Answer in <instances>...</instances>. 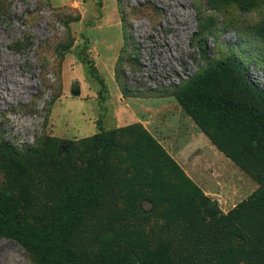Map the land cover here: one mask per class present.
<instances>
[{"label":"rangeland","instance_id":"obj_1","mask_svg":"<svg viewBox=\"0 0 264 264\" xmlns=\"http://www.w3.org/2000/svg\"><path fill=\"white\" fill-rule=\"evenodd\" d=\"M226 59L223 89L264 110V0H0V197L25 185L33 215H51L81 185L92 136L119 129L111 178L76 240L79 263L166 243L192 264H264V236L233 253L231 234L189 237L185 219L187 180L224 216L264 195L182 104L194 78ZM0 264L37 262L0 237Z\"/></svg>","mask_w":264,"mask_h":264},{"label":"trees","instance_id":"obj_2","mask_svg":"<svg viewBox=\"0 0 264 264\" xmlns=\"http://www.w3.org/2000/svg\"><path fill=\"white\" fill-rule=\"evenodd\" d=\"M83 62L87 64L88 72L98 77L92 60L86 58ZM231 68L232 62L228 59L218 60L208 66V69L194 78L192 85L187 88L182 104L222 151L264 185V110L223 89L222 83L230 75ZM243 80L244 77L241 84L245 88L255 90L249 81L244 83ZM118 131L119 129L100 128L92 136L93 152L81 185L68 194L62 207L51 215L42 218L33 215V200L25 185L20 187L19 194L0 197V237L20 242L34 256L37 264H87L79 263L75 244L86 214L100 204L104 189L111 178L110 157L118 146ZM217 133L227 136L230 142L222 140ZM187 182L183 185H186L189 192L184 193L186 197L191 198L193 205L185 214L189 237H201V240L215 244L218 239L223 240L231 234L233 253L245 252L243 244L252 237L251 242L262 241L260 237L264 236L263 194H255L254 200L246 204L244 209L241 207L240 211L224 216L220 207L215 205L209 196L192 181ZM180 187L182 188L181 184ZM150 202L152 210H156V200L150 197ZM194 202L198 204H193ZM232 217L237 223L236 228L229 223H221ZM207 235L211 238H207ZM238 235L245 238L242 244L233 240L234 236ZM254 252L248 253L251 256ZM220 255L221 261L224 256ZM99 264L192 262L173 251L170 244L163 243L150 249H132L118 260Z\"/></svg>","mask_w":264,"mask_h":264}]
</instances>
